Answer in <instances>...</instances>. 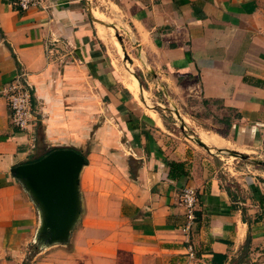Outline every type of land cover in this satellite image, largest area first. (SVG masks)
Instances as JSON below:
<instances>
[{"label": "crops", "instance_id": "obj_1", "mask_svg": "<svg viewBox=\"0 0 264 264\" xmlns=\"http://www.w3.org/2000/svg\"><path fill=\"white\" fill-rule=\"evenodd\" d=\"M89 1L104 4L135 44L145 77L223 118L225 139L205 131L202 138L264 156V0H44L26 11L0 0V264H220L213 255L225 256L221 264H264V173L174 147L158 114L131 105L126 90L109 91L119 80L93 38ZM96 34L121 52L112 28L96 23ZM57 38L73 60L59 70L49 49ZM124 62L126 88L137 95ZM18 75L34 87V134L10 124L3 91ZM54 81L73 86L60 88L62 102L47 91ZM44 148L73 149L86 161L77 215L50 243L39 238L42 207L12 173ZM165 161L184 163L186 175L170 179ZM186 187L197 194L188 231L179 204Z\"/></svg>", "mask_w": 264, "mask_h": 264}, {"label": "rangeland", "instance_id": "obj_2", "mask_svg": "<svg viewBox=\"0 0 264 264\" xmlns=\"http://www.w3.org/2000/svg\"><path fill=\"white\" fill-rule=\"evenodd\" d=\"M89 8L91 10L95 11L97 13L94 15L92 11L90 10V16L91 21L93 23V38L100 44V50L106 60L111 63V66L119 80L114 85H111L109 88L105 86L109 91L115 90H126L130 94V98L134 101V106H138L141 110L146 111L148 114H158L161 120L164 123L165 126V132L162 134L164 135V138L168 139V142H170L174 147L182 146L188 147L190 151L196 152L198 156H202L205 158L212 159V163L218 164L219 166H222L225 169H231L233 167H245L249 166L251 170H257L264 173V167L263 166H254L252 164L253 161H264V156L259 155L258 153L251 152V150H237L235 147L231 144L225 141L226 146L224 149L227 150H235L237 152H240L242 154H246L249 157V161H242L240 159L229 157L225 154H219L217 152L218 149H213L210 151H207L206 149L202 148L197 144V140H200L197 136V133L201 134V131H205L208 133H214L219 136H221L223 139H225L226 134V127L223 124V118L220 119L219 115L214 114L211 112L207 107L203 106L199 99L197 98H184V94L181 93H174L170 92V89H165L162 87V84H158L151 80L148 77L144 76V72L142 69V66L140 62L138 61V56L136 53V46L133 42H130L126 40L125 35L123 34L121 29H116L118 34L121 36L123 40V45L125 47L126 53L128 57H124L123 51L118 53L116 48H114V44L112 41L107 40L106 42L101 41L97 34H96V23L102 24L104 27H112L116 21L113 18H110L109 12L107 8H105L104 4H101V6H98L97 4L92 3V1H89ZM113 37L116 40V42L119 44L117 38L115 37V30H113ZM120 45V44H119ZM69 45L66 41H62L61 39L57 38L56 41H52L51 46L49 49L52 50V61L57 62V69L59 70L61 65L66 64L68 61L73 60L66 54L70 52ZM121 48V45H120ZM65 57V62H60ZM128 58L132 60V63L128 61ZM126 65L129 68V65H131V75L135 77L138 84V93L137 95L134 94L132 91L129 92L127 90L128 86L126 85L125 78L127 75V72L125 70V62ZM60 62V63H59ZM54 74H59V71ZM58 76V75H56ZM127 86V88H126ZM73 86L67 85V88L61 87L60 82H52L48 84V90L47 91H54L55 96L54 100L63 101V97L60 96L61 91L67 90L70 92ZM33 92L34 91V87ZM61 88V91H60ZM90 87H88L89 89ZM129 89V88H128ZM85 90V89H84ZM90 90V89H89ZM60 91V92H59ZM64 100L69 102H76L81 100H75L74 98L70 97V93L67 95L64 93ZM101 95V93H100ZM62 97V98H61ZM101 101L99 102V106L102 108L104 106L103 98L100 97ZM180 98V99H179ZM91 97L84 99L83 101L90 103ZM75 105V104H74ZM178 111L180 117L182 120H180L175 112ZM34 112L35 117L37 118V109H35L34 106ZM107 119V116L100 115V121H105ZM38 123V121L36 122ZM37 126V124H36ZM35 126V127H36ZM33 128V134L34 129ZM41 129V127H40ZM37 132L35 131V134ZM202 135V134H201ZM203 136V135H202ZM41 134H36V140H40ZM205 137V136H203ZM206 138V137H205ZM91 142V141H90ZM91 144V143H90ZM214 145V144H213ZM216 147V145H214ZM217 148V147H216ZM47 149V148H45ZM81 153H87L90 151V147L84 148L83 150H80ZM41 154V153H40ZM84 155V154H83Z\"/></svg>", "mask_w": 264, "mask_h": 264}, {"label": "water", "instance_id": "obj_3", "mask_svg": "<svg viewBox=\"0 0 264 264\" xmlns=\"http://www.w3.org/2000/svg\"><path fill=\"white\" fill-rule=\"evenodd\" d=\"M112 28L115 30V37L121 45L124 57H128L121 36L114 26ZM128 61L132 63L130 58ZM175 114L182 120L177 112ZM197 144L210 151V148L201 140H197ZM217 152L242 161H249L246 154L235 150L218 149ZM85 164L84 156L77 151L58 148L38 161L13 168V175L26 184L43 209L44 221L39 234L42 242L61 240L69 233L78 212L77 186L79 174ZM252 164L264 167V161H253Z\"/></svg>", "mask_w": 264, "mask_h": 264}, {"label": "built area", "instance_id": "obj_4", "mask_svg": "<svg viewBox=\"0 0 264 264\" xmlns=\"http://www.w3.org/2000/svg\"><path fill=\"white\" fill-rule=\"evenodd\" d=\"M17 7L26 11L30 8H41L44 0H14ZM50 54L51 51L49 50ZM5 101L9 110L11 126L19 132H31L35 127V112L32 106L34 97L32 87L23 75H18L4 89ZM33 139V137H32ZM179 204L185 209L187 219L184 231H188L195 221V211L197 206L196 190L186 187L181 191ZM192 256V254H190Z\"/></svg>", "mask_w": 264, "mask_h": 264}, {"label": "trees", "instance_id": "obj_5", "mask_svg": "<svg viewBox=\"0 0 264 264\" xmlns=\"http://www.w3.org/2000/svg\"><path fill=\"white\" fill-rule=\"evenodd\" d=\"M32 106H33V108L35 106V98L34 97L32 98ZM55 149L56 148H50V149L44 148L43 149L44 151L42 152V154L40 156H38L32 160H29L27 163H32V162L38 161ZM165 164L169 168L168 176L170 179L175 180V179H178L179 177H181L183 175H186V172L184 170V168H185L184 163L165 161ZM248 243H249V240L247 239L245 244L248 245ZM246 245H245V248H246ZM225 259H226L225 256L213 255L212 262H215L217 260L221 264L225 261ZM243 261H244L243 259H238L235 264H242Z\"/></svg>", "mask_w": 264, "mask_h": 264}, {"label": "bare ground", "instance_id": "obj_6", "mask_svg": "<svg viewBox=\"0 0 264 264\" xmlns=\"http://www.w3.org/2000/svg\"><path fill=\"white\" fill-rule=\"evenodd\" d=\"M113 27V26H112ZM112 27H108V28H112ZM113 29V28H112ZM114 30V29H113ZM112 39L113 40H115L114 39V37H113V35H112ZM116 41V40H115ZM115 48V47H114ZM123 50L121 49V52H122ZM125 60V59H124ZM131 67L129 66V70L131 71V69H130ZM135 78V77H134ZM137 81V80H136ZM197 137L205 144V145H207V146H209L210 148H211V150H213V149H216L214 146H212V144H210V143H208L204 138H202L198 133H197Z\"/></svg>", "mask_w": 264, "mask_h": 264}]
</instances>
